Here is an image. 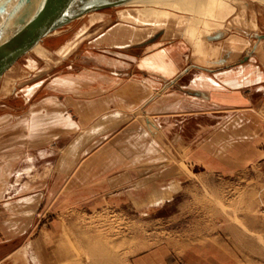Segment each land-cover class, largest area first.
<instances>
[{
    "label": "rangeland",
    "instance_id": "rangeland-1",
    "mask_svg": "<svg viewBox=\"0 0 264 264\" xmlns=\"http://www.w3.org/2000/svg\"><path fill=\"white\" fill-rule=\"evenodd\" d=\"M225 1L230 7L214 11L210 19L179 6H156L151 8L153 14L136 18L129 13L138 12L133 6H113L88 13L46 36L40 41L41 52L32 49L0 78V119L8 117V122L0 121V138H41L33 130L29 134L22 121L43 110L52 80L85 65L100 66L99 57L105 54L121 58L126 46L142 45L143 51L155 41L183 44L189 48L183 68L191 61L215 68L210 71L239 64L255 40L241 29L264 32V4ZM146 19L150 20L141 22ZM252 19L256 25L246 23ZM148 26L151 29L145 28ZM221 30L222 38L208 39ZM158 32L161 34L149 41ZM228 39L230 43H249L241 50L224 44L220 54L202 53L214 41L219 45ZM221 56L225 63L218 61ZM194 68L200 67L190 70ZM33 85L41 87L30 96L27 88ZM160 89L134 110L146 132L158 137L142 138L140 148L145 149L151 139L157 158L142 159L138 170L121 177V184L113 185L111 180L124 168L121 145L127 141L124 150H134V138H122V144L121 138H79L75 154L67 134L61 150L51 146L49 155L14 175L15 185L30 181L46 187V192L50 179L57 178L27 239L31 254L26 264H75L72 258L82 257L89 248L115 252L121 264H264L263 91L255 92L256 106L249 111L252 119L239 118L242 122L238 121L236 134L242 138H208L203 144L199 143L203 138H185L190 141L187 147L176 138H161L165 134L147 109L167 90L157 94ZM147 117L155 125L148 124ZM50 134L60 132L49 128ZM246 135L250 138H244ZM110 150L115 158L109 159ZM94 151L99 154L91 155Z\"/></svg>",
    "mask_w": 264,
    "mask_h": 264
},
{
    "label": "crops",
    "instance_id": "crops-1",
    "mask_svg": "<svg viewBox=\"0 0 264 264\" xmlns=\"http://www.w3.org/2000/svg\"><path fill=\"white\" fill-rule=\"evenodd\" d=\"M215 42L202 53L220 54L224 44L231 50H241L249 43H230L229 39L219 45ZM141 46H126L121 58L105 54L99 57L100 66L85 65L55 77L49 86L51 94L44 99L43 110H36V114L22 121L29 134L33 130L41 138H0V264L28 263L31 251L27 239L57 180L56 176L50 179L46 192V187L31 185L30 181L15 185L13 177L20 169L24 173L34 166L35 159L49 155L51 146L61 150L64 136L70 135L69 148L75 149V154L79 138H121V144L124 143L122 138H134V150H124L127 141L121 145V168H124L119 170L121 175L118 173V177L111 180L113 185L121 184V177L127 172L132 174L138 170L142 159L157 158L156 144L151 139L146 141L145 149L140 148L142 138L158 137L146 132L135 118L134 110L186 65L189 48L163 41H155L143 51ZM36 86H28V95L32 96L41 87ZM256 91L264 93V65L253 56L247 62L234 63L217 71L189 70L152 100L147 109L165 134L161 138H176L179 144L190 147V141L185 138H203L199 141L202 144L208 138H242L236 134L238 121L242 122L239 118L247 122L252 119L249 111L256 106ZM59 94L63 99L57 100ZM7 120V116L0 119ZM49 128L59 130L60 134L47 135ZM226 131L227 134H222ZM110 151L113 154H107L109 159L115 158L114 150ZM101 155L105 157L106 152L101 151ZM13 187H16L14 192Z\"/></svg>",
    "mask_w": 264,
    "mask_h": 264
},
{
    "label": "water",
    "instance_id": "water-1",
    "mask_svg": "<svg viewBox=\"0 0 264 264\" xmlns=\"http://www.w3.org/2000/svg\"><path fill=\"white\" fill-rule=\"evenodd\" d=\"M128 1L138 0H0V78L15 61L30 52L46 36L62 31L65 26L88 13ZM255 1L264 4V0ZM241 30L255 40L252 48L239 62H244L255 54L264 64V32ZM160 34L161 32H158L149 41L155 40ZM223 36L224 32L221 30L208 39L217 40ZM221 61L226 62L224 58ZM192 67L215 69L191 61L173 78L166 80L157 94L174 84ZM146 122L154 124L149 117L146 118ZM152 131L156 133L158 130L156 128Z\"/></svg>",
    "mask_w": 264,
    "mask_h": 264
},
{
    "label": "bare ground",
    "instance_id": "bare-ground-1",
    "mask_svg": "<svg viewBox=\"0 0 264 264\" xmlns=\"http://www.w3.org/2000/svg\"><path fill=\"white\" fill-rule=\"evenodd\" d=\"M116 6H133V8L135 10H137L138 12L133 11V12H129V13L132 16H133V13H135L136 15L134 14V17H136L138 15H148V14L151 15V14H153L154 10L151 8H153V7L155 8L156 6L168 7V8L171 6L172 7L173 6H179V7L183 8L184 10H188L189 13L192 12V14H195L198 17L203 16L205 18L210 19V18H214V14H215L214 11H217V10L222 9V8L224 10H226L227 8L230 7V4L227 3L225 0H138V1H128L126 3H122V4H119ZM148 20H150V19L142 20L141 22H146ZM153 20H155L154 21L155 23L158 22V21H156L157 18L153 19ZM160 22H162V21H160ZM246 23L251 25V26L256 25L255 19H252L251 21L249 20ZM145 28L151 29V26H148ZM139 36H140V34L137 37H139ZM41 46H42V43L39 42L33 48V50L37 49L38 51H40L42 49ZM43 46L45 47V45H43ZM198 46L199 45L196 44V47H198ZM29 53L31 54V52H28V54ZM76 241L78 242V240H76ZM81 243H85V242L81 239ZM72 260H73V262H75V264H121V260L119 259V257L116 255L115 252L111 253V251H107V250L101 251L100 249H97V248H91V249L89 248V251L86 254L82 255V257L81 256L73 257Z\"/></svg>",
    "mask_w": 264,
    "mask_h": 264
}]
</instances>
